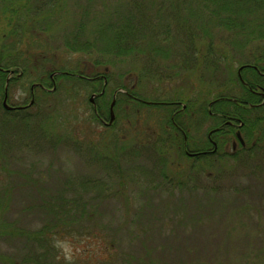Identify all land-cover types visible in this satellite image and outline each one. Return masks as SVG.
Returning <instances> with one entry per match:
<instances>
[{"label":"rangeland","instance_id":"374dc122","mask_svg":"<svg viewBox=\"0 0 264 264\" xmlns=\"http://www.w3.org/2000/svg\"><path fill=\"white\" fill-rule=\"evenodd\" d=\"M196 1L0 0V264H264V125L199 160L168 127L203 146L241 98L264 0Z\"/></svg>","mask_w":264,"mask_h":264},{"label":"trees","instance_id":"16d2710c","mask_svg":"<svg viewBox=\"0 0 264 264\" xmlns=\"http://www.w3.org/2000/svg\"><path fill=\"white\" fill-rule=\"evenodd\" d=\"M222 17H224V16H222ZM206 46H207V50H208L209 46L208 45H206ZM211 47H213V46L210 44V48ZM194 48H195V50H198L197 53H196L197 55L200 53L199 54L200 56L205 57L204 56L205 53L204 54L201 53V51L198 49V44L195 45ZM222 55H224V54H222ZM8 57L9 56H5L4 53L1 55V57H0V67L2 65H5V63H3L2 60L7 59ZM12 58H14V57L12 56ZM196 58L197 57H194L193 59L195 60V62L197 60V63H198V58L197 59ZM260 58L264 59V56L256 58V61H258ZM232 62H233V60H232ZM210 67H215V66L214 65H210ZM243 67H244V69H246V68L249 69L253 73H255V72L257 73V70L260 69V68H263L264 65H262V64H260V65H257V64H243ZM251 72L246 76L247 79H245L243 77H242V79L239 78L240 79V86H241V87H239L240 91H242V90L244 91V94H242L241 98H237L236 99L234 96L232 98H230V97H228V94L223 92L219 96V98L215 99V100H217L216 104H219V103H222V102L224 103V105L228 104V105H226L224 107V110H219V111L213 112V116L214 117L210 116L211 118H213L215 120V123L219 122L217 125H215L218 128H220L219 125H220L221 122L224 123V121L227 118L234 117V116L236 117V115L241 117L243 119V121L245 122L244 123V127H242V129H244L245 131L247 129L249 130L251 124H253L254 129L257 128L258 124H260L261 126L264 125V123L262 122V120H264V113L263 112L256 113V114L253 113L254 111L255 112H259L260 110L264 109V103H262L260 106H255L254 105L255 103L256 104L258 103V102H255L257 100L256 97H258V96L255 95L254 91L257 90V85L258 84H261L264 87V77H260L259 79H257L255 77V75L253 73H251ZM252 90H254V91H252ZM166 102H172V101H166ZM230 105H232V108L229 107ZM151 107H153V106H151ZM153 108H159V107L154 106ZM26 110H21V111H19V113L25 112ZM206 114L208 116V113H206ZM224 116H225V118H224ZM223 125L221 126L222 127L221 130H219L221 132H219L217 134V137H215L216 141H218V143H219V145H218L219 148L229 142L231 137H228V135H229V133L232 134V130L230 131V129H231L230 126H223ZM168 127H170L172 129V133L174 135L173 138L174 139L175 138L178 139L175 134L178 132L177 129L181 127L180 124H178V122L176 124H172V122L170 121V118H169L168 119ZM202 145L203 146H197L195 148H197L198 151H202V150L206 149L207 146L204 145V144H202ZM247 145H248V142H247ZM192 147H194V146H192ZM243 149H246V147H244V148L242 147V150ZM239 150L235 153V155H237L239 153ZM214 156H216V155L214 154ZM214 156L211 154L210 158H213ZM198 158L200 159L202 157H198ZM31 235L32 236H37L38 235V231L33 232Z\"/></svg>","mask_w":264,"mask_h":264},{"label":"flooded vegetation","instance_id":"af4514ba","mask_svg":"<svg viewBox=\"0 0 264 264\" xmlns=\"http://www.w3.org/2000/svg\"><path fill=\"white\" fill-rule=\"evenodd\" d=\"M259 70V74H260V77H264V72L262 71V70H260V69H258ZM257 70V71H258ZM96 78L98 77V76H95ZM85 78L87 79V80H90L91 78L90 77H87V76H85ZM103 81H104V84H103V86H102V88H101V92H98V93H96V92H93L92 93V97H91V101H92V103H93V108H94V114L96 115V116H98L97 117V120L98 121H100L101 122V124H103V125H108L107 124V122H106V119H105V117H102L101 115H100V111L98 110V107L96 106V104H95V102H94V99L95 98H101L102 96H107L106 95V91L108 90V79L106 78V77H104L103 78ZM42 88V87H41ZM114 95H113V97L115 96V95H117V94H123V95H126L127 97L129 96L128 94V91H126V90H123L122 89V87L121 86H117L115 89H114ZM252 91H254V90H252ZM254 93H255V95H258V96H261L262 98H263V101H264V95H263V93H264V87L261 85V84H258L257 85V90H255L254 91ZM115 98L116 97H114L113 99H112V101H114L115 100ZM129 100V99H128ZM7 101H8V99H7ZM132 101H136L137 102V99H132ZM262 101V102H263ZM140 102H142V101H140ZM147 103H148V105H150V106H157V107H172L171 106V104H174L175 102H165V101H160V100H150V101H146ZM143 103H144V101H143ZM111 104H112V102H111ZM111 104H110V107H109V115H110V112H111ZM116 104H117V98H116ZM262 103H255L254 105L255 106H260ZM253 105V106H254ZM116 106V105H115ZM115 106H114V110H115ZM209 106H210V104H209ZM4 107V106H3ZM14 107H16V109H13V110H8V111H21V110H26L28 107H27V105H19V106H14ZM19 107H24V108H19ZM5 108V107H4ZM6 109V108H5ZM174 110V108L173 109H171V112ZM178 112V110L177 111H174V113L171 115V121H173L174 120V117H173V115H175V116H177V115H180V113H177ZM208 115H209V117L211 116V117H214L213 116V113L210 111V109L208 110ZM223 117V116H222ZM224 118H225V116H224ZM193 120V119H192ZM195 120V119H194ZM116 121H117V119H116V115H115V120L113 121V123L111 124V126L112 125H114L115 123H116ZM196 121V120H195ZM175 124V123H174ZM224 124V125H223ZM222 125L223 126H230V128H233V127H237V129L235 130V133H236V136H237V138H238V134H240V136H241V138H243V134L241 133V129H242V127H244V123L243 122H241V121H239V124H237V121L235 120V119H233V117H230V118H227L225 121H224V123L222 122ZM222 125H219L220 126V128H218L217 126H216V128L214 127V128H212L211 130H209V133H208V141H206V142H204V143H202V144H207L206 146V149H204V150H202V151H198V152H201L202 153V155L201 156H198L197 154H199L197 151H195V150H197V148H195V147H192L193 146V143L195 142L196 144L197 143H200V142H202V141H193L192 140V142H191V145L189 146V143H187L186 142V139H187V135H186V132L185 131H183L182 129H180V128H178V131L179 132H181L182 134H184V137H185V142H183L184 144L183 145H186V147L183 149L184 150V153L188 156V157H190V158H192V159H195V160H197L198 159V157H210V155L212 154V155H214V154H216L217 153V151H218V149H219V147H218V145H219V143H218V141H216V139L212 136V134H210V131H212V132H214V133H219V130H221V126ZM179 132H177L175 135H176V137L178 138V133ZM223 132V131H222ZM240 132V133H239ZM239 139V138H238ZM240 141V140H239ZM208 142V143H207ZM233 148H234V150H236L237 151V149H241V147H248V145H247V142L245 141V139L243 138V142L241 143L240 142V146H238V144H237V142L235 141V140H233ZM210 145H212L213 147H212V149L210 148ZM182 145H180V147H181ZM182 148V147H181Z\"/></svg>","mask_w":264,"mask_h":264},{"label":"water","instance_id":"95a60500","mask_svg":"<svg viewBox=\"0 0 264 264\" xmlns=\"http://www.w3.org/2000/svg\"><path fill=\"white\" fill-rule=\"evenodd\" d=\"M243 69V67H241L240 68V70H242ZM1 70V69H0ZM10 73H14V71L12 70V71H10ZM239 74H240V72H239ZM241 75V74H240ZM241 77V79H242V76H240ZM243 81V80H242ZM263 95H264V93H263ZM7 98H8V95H7V93L5 94V97H4V101H3V105H4V107L6 108V109H8V110H13V109H15L16 107H13V106H11V105H9L8 104V102H7ZM115 103H116V100H114L113 102H112V104H111V112H110V122L111 123H113V121L115 120V113H114V105H115ZM19 108H24V107H19ZM238 137H239V140L241 141V142H243V139L241 138V136H240V134H238Z\"/></svg>","mask_w":264,"mask_h":264}]
</instances>
